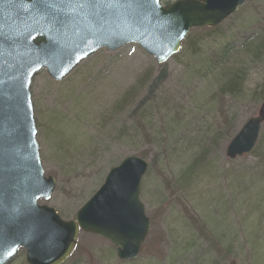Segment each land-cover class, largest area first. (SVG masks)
Wrapping results in <instances>:
<instances>
[{"label": "rangeland", "instance_id": "obj_1", "mask_svg": "<svg viewBox=\"0 0 264 264\" xmlns=\"http://www.w3.org/2000/svg\"><path fill=\"white\" fill-rule=\"evenodd\" d=\"M244 42L256 45L242 53ZM225 45L247 64L243 98L221 96L201 69L200 59ZM162 69L165 81L149 94ZM263 87L264 0H248L217 31L194 30L165 64L130 43L98 51L61 82L41 71L31 88L37 139L46 174L57 180L41 204L72 219L125 157L149 164L140 198L151 228L139 258L122 261L109 241L81 232L64 264H264V124L255 153L226 156L230 133L262 106ZM201 155L205 163L195 165ZM193 166L192 180L181 183ZM25 259L21 249L10 264Z\"/></svg>", "mask_w": 264, "mask_h": 264}, {"label": "water", "instance_id": "obj_2", "mask_svg": "<svg viewBox=\"0 0 264 264\" xmlns=\"http://www.w3.org/2000/svg\"><path fill=\"white\" fill-rule=\"evenodd\" d=\"M246 1L176 0L165 7L161 0H148L144 15L135 19L110 20L91 30L85 22L54 33L21 7L25 0H0V264H9L19 248L26 251V264H63L80 230L110 241L119 259L135 260L151 227L140 199L149 164L135 155L110 169L74 219H62L54 208L38 203L51 198L56 179L45 175L40 156L34 77L45 69L63 81L99 50L116 51L130 43L164 64L192 28L215 27ZM263 122L264 105L228 143L226 156L250 154Z\"/></svg>", "mask_w": 264, "mask_h": 264}, {"label": "snow or ice", "instance_id": "obj_3", "mask_svg": "<svg viewBox=\"0 0 264 264\" xmlns=\"http://www.w3.org/2000/svg\"><path fill=\"white\" fill-rule=\"evenodd\" d=\"M148 0H25L30 11L49 31L62 33L86 22L91 30L103 28L110 20H131L144 15Z\"/></svg>", "mask_w": 264, "mask_h": 264}, {"label": "trees", "instance_id": "obj_4", "mask_svg": "<svg viewBox=\"0 0 264 264\" xmlns=\"http://www.w3.org/2000/svg\"><path fill=\"white\" fill-rule=\"evenodd\" d=\"M168 4H170V3H168ZM168 4H166V5H168ZM219 27H221V25L218 27H215V28H199V29H201V30L208 29L210 31H217L219 29ZM194 30H197V29H193L191 31V33ZM189 35L187 36L186 39L189 38ZM256 44H257L258 49H259L263 44V39H257ZM256 44L254 42H252V43L244 42L241 45V49H239V51L243 53L244 50L250 49L251 46L256 45ZM233 50H234V48L230 47L229 45L222 46V47L218 48L216 51H214V53L212 55L206 56L204 59H200V65H202V67H201L202 70H205L207 74L208 73L210 74L209 77L214 78L211 81L218 84V90H219L218 92L221 96H232L234 98H243V97H245V94H246L245 92H247L244 89V84L248 78V67H247V64H245V66H242L244 61L240 60L239 62H237L241 57H238L239 51L234 52ZM239 56H240V54H239ZM253 61L255 62V59H253L252 62ZM144 75H142L143 79H141L142 81L140 82V87L145 86L146 82L149 80V77L151 76V74L149 72L147 73V78L146 77L144 78ZM165 79H166V71H165V69H162L161 73L151 83L149 90H148V93L151 94V93L155 92L157 89H159V87L165 81ZM251 94H254V93H250L249 95H251ZM260 95H261V97L259 99H263V101H264V87L261 89ZM256 97L257 96H255V98ZM148 99H149V97L143 99L141 101V103L143 104V103L147 102ZM262 105H264V102ZM234 135H235V133H233V134L230 133L229 140H231L234 137ZM212 140H214V138H211L210 141H212ZM262 141H263V138L259 139V141H258L259 144H257V146H260ZM257 146L253 150V153H255ZM203 158H205V155L198 156L194 160L195 165L201 163L199 165V166H201L205 160ZM194 166L192 168L190 167L189 171H186V173H184L182 175V178L180 179L181 183H183V182L189 183L192 180L191 178L193 177V174H191V173H192Z\"/></svg>", "mask_w": 264, "mask_h": 264}]
</instances>
